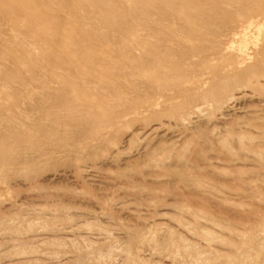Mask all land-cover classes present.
<instances>
[{
    "label": "rangeland",
    "instance_id": "374dc122",
    "mask_svg": "<svg viewBox=\"0 0 264 264\" xmlns=\"http://www.w3.org/2000/svg\"><path fill=\"white\" fill-rule=\"evenodd\" d=\"M66 1L37 4L48 12ZM205 7L207 20L223 26L225 17L218 8ZM73 8L68 5L57 19L79 21ZM249 35H254L248 39L253 44L247 45L252 59L242 69L258 70L247 85L233 80L236 58L230 43L235 46L236 36L226 38L228 51L217 48L209 34L189 35L187 43L177 36L174 61L189 52L197 56L191 58L192 67L184 66L190 76L181 89L156 101L159 109L144 81L130 76L122 59L110 61L117 53L87 48L86 57L96 58L89 70L102 73L109 64L108 75H113L100 84L90 82L89 73L79 80L89 89V100L107 111L99 125L86 113V98L60 92L56 82L45 80L38 62L42 46L29 48L30 58L21 65L0 55L1 75L16 76L29 67L39 80L23 89L0 79V103L5 106L0 114V264H263L258 250H264V56L258 53L264 49V36H256L255 27ZM17 42L0 19V49L2 43L7 52H15ZM207 54L211 60L202 63ZM222 140L230 155L218 153Z\"/></svg>",
    "mask_w": 264,
    "mask_h": 264
},
{
    "label": "bare ground",
    "instance_id": "6f19581e",
    "mask_svg": "<svg viewBox=\"0 0 264 264\" xmlns=\"http://www.w3.org/2000/svg\"><path fill=\"white\" fill-rule=\"evenodd\" d=\"M39 1H42V0H32L29 3L22 2L21 0H19L18 2L15 0H0V19L4 23H6L7 28L9 29V32L15 36L16 40H18L17 45L19 47V50L15 51V52H7V50H6L7 45L1 43L2 49H0V55L4 56L5 59H7L8 61H11L12 63H14L16 65H21L23 59L26 60V59L30 58V56H27V55H29V52H30L29 48H34L35 45L36 46H42L44 48V53H42L38 57V62L41 65H43V68H44L43 73H45V75H47V79L45 78V80L48 82H56L60 86V89H61L60 92H65L66 94L72 93V94H74L75 97L79 98L80 100H83L86 98L87 101H89L86 103V107H87V111H88L86 113H89L92 116L91 120L94 123H97L96 125H99L103 121V118L105 117L107 111L106 112L103 111V109H101L98 106V104L89 100L90 91H89V89H86V87H83V85L81 84V82H79V80H81L82 77L85 76V74L89 73L88 75L93 77V79L90 80V82L96 81V82H98V84H100V83H102V81H107V80L111 81L113 75L112 74L108 75L109 71L111 70V67L109 64H106V66L101 68L102 73L100 72V70H96L94 72H93V70L92 71L89 70V64H91V61H92V63H94V61H96V58H94L92 56L86 57V55L88 53V51H86L87 48H92L95 50L97 49L96 51L99 50L100 53H102L104 50H109L112 54L117 53V56L111 57L110 61L112 62L115 60H119V59L121 60L122 59L126 64L125 65L126 68L130 71V72H128V74L130 76L139 77L140 79H142L144 81V84H145L144 86H145L146 90L152 93V96H153L154 101H155L153 103V105H155L157 107V109H159V107H158L159 105L157 106L156 101H158L159 98L163 97L164 93L171 91L172 89H181L184 82L190 76V74L187 73V70L184 69V66L185 67H189V66L192 67L194 62H193V60H191V58L197 56V55L192 54V52H189L187 54H184V57L183 56L179 57V59H180L179 62H175L174 59H175L176 55H175V52L173 51V49H174L173 46L178 45V44L175 45V43L178 40L177 36H183L184 43H187V42H189L188 36L192 35V34H197V35L203 34L204 37H207L206 35H208V34L212 35V37L215 38V41H216L214 43V45H216L217 48L221 49V51H225L228 49L226 47L227 42H225L226 38L231 36V39H232V36H236L237 41H236V43L234 42L235 46H232L233 43L232 44L230 43V45H231L230 50H232V52H233V54H235V58H236V61H235L234 67H233V70L235 73V75L233 76L234 77L233 80H235V82H244L243 85H247L246 82H250L251 80L253 81V79L257 75L256 74V72H257L256 66H250V67L244 68V69H242V66L247 64L246 62L249 59H252V57L250 58L248 55V46H249L248 43L250 42V40L248 42V39L250 36L254 37V35H249L250 28L255 27L256 36H261V34L264 36V0H67L65 4L59 5L57 10H50L48 12L42 11L41 7L37 4V2H39ZM46 1L50 5L53 6V5H58L60 0H46ZM71 4L74 5L72 13L77 15V18H79V21H75V20L60 21V20H58L57 17L60 16L62 13H64L66 7L68 5H71ZM205 6H208L209 8H213L214 10H215V8H218V11L221 14H223L225 17V19H224L225 21L223 20L224 21L223 26L213 24V22H209L207 20V16H205V11H206ZM213 9H210V10L213 11V13H214L215 11ZM211 11H210V13H211ZM215 13H214V15H215ZM82 19H87L86 23H83ZM88 23H89V25H87ZM51 25H53V27ZM19 26H22L23 30H19ZM222 27H223V29H221ZM224 29H226V30H224ZM195 38H198V37H195ZM258 38L259 37H257L256 39H258ZM95 39H98V40H95ZM68 41H74V42L69 43L65 47L59 46L61 44L67 43ZM26 42H27V44H26ZM253 42H255V41H253ZM194 43H196V42H194ZM250 43H252V42H250ZM191 44H193V42H191ZM255 44H257V42H255ZM257 48H255V46H254L255 50ZM179 49H181V48L179 47ZM21 50H25L27 52H25V51L20 52ZM26 53H27V55H26ZM254 54L256 55V52ZM180 55H183V54L180 53ZM258 55L264 56V49L262 52L258 53ZM188 57H189V59H187ZM211 58L212 57L209 54H207L206 56H204L202 58L201 61L203 63L206 60H211ZM2 60H3V58H2ZM136 60L138 61L137 64L134 63V61H136ZM260 61L262 62L263 60H260ZM36 64L37 63L33 64L32 66L34 68L38 69L39 66ZM260 65H262V64H260ZM28 68H23L21 71L18 70V74L16 76H14V75L10 76L9 75L10 72L7 75H5V74L1 75L0 74V79H3V80L6 79L9 82L17 83L23 89H27V87H29V85L33 84V86H34V84H37V82L39 81L36 77L37 74L33 70L28 69ZM228 68H230V67H228ZM104 70H106L105 72H108V73L105 74ZM29 74H30V76H29ZM102 74H104V75H102ZM133 78H131V80H133ZM135 79L137 80V78H135ZM247 80H249V81H247ZM194 81H195V79H194ZM205 83H207V82H205ZM251 83L254 84V82H251ZM185 86H188V84H186ZM241 86H242V84H241ZM203 87H204V85H203ZM240 88L242 89L243 87H240ZM228 89H230V88L226 87L224 90H228ZM42 90H44V89H42ZM46 90L47 89H45V91ZM237 90H239V89H237ZM39 91H41V90H39ZM216 91H219V90H216ZM35 93H37V92H35ZM43 93H44V91L42 92V94ZM171 93H173V92H171ZM169 95H170V93H169ZM207 95L210 96L211 94L208 93ZM220 95L221 94H219V96ZM6 96L11 97L8 94H6ZM48 98H50V96H48ZM203 98H204V95H203ZM11 103H13L15 106L14 100H12ZM196 109H194V110H196ZM4 110H5V106H3V103L2 104L0 103V114ZM4 113L6 115V114H9L10 112H7V113L4 112ZM112 116H113V114H112ZM85 117H87V116L85 115ZM188 117H190V116H188ZM0 118H2V117H0ZM180 119H182V118H180ZM193 122H194V120H193ZM210 126H212V125H210ZM64 129H66V128H64ZM245 136L247 137V135H245ZM261 136H263V135H261ZM21 137H23V136H21ZM243 137L244 136L238 137V141H241L243 139ZM226 139H227V137H226ZM0 140H1V138H0ZM222 144H223L222 148H221L220 152L218 151V153H221L223 151L224 153L230 155L231 151H230L227 143L225 142V140H222ZM217 146L218 145H216V148H217ZM233 152H235V151H233ZM258 152L261 153L262 151H258ZM157 157L159 159V156H157ZM155 158H156V155H155ZM1 165H3V164H1ZM155 165L156 164H154V166ZM156 166H158V165H156ZM222 171H224V170H222ZM222 174H224V173H222ZM236 177H238V176H236ZM196 179H198V178H196ZM202 180H203V178H202ZM234 181H232L231 183H233ZM240 182L243 183V181H240ZM234 183H237V182H234ZM245 184H247V183H245ZM184 186H186V185L184 184ZM197 186H198V184H197ZM225 186H226L225 184L222 185V187H225ZM234 186L238 190H241V191L243 190V188H242V186H240V184H234ZM192 187H194V186H192ZM199 188H201V185L199 186ZM232 189L236 190L234 188H232ZM199 197H201V196H199ZM182 203H185V202H182ZM180 204H181V202H180ZM188 205L185 204V206H187V207H188ZM179 206H181V205H179ZM179 206H178V208H179ZM190 206H191V204H190ZM187 207H186V211H192V209L189 210V208L187 210ZM180 208L183 209L184 205ZM183 210H185V208ZM183 210H181V211H183ZM205 210H204V212H205ZM260 211H263V210H260ZM196 213H197V215L201 214V213L199 214L198 211ZM207 213H208V211H207ZM202 215L204 216L203 213H202ZM263 215H264V212H263ZM196 217H199V216H196ZM259 219H261V218H259ZM263 219L264 218L262 217V220ZM216 220H218V219H216ZM221 221H222V219H221ZM239 221H241V220H239ZM250 221H252V219ZM235 222H236V220H235ZM255 222H256V220H255ZM216 223L218 225V222H216ZM241 223L238 222V224H240V225H241ZM246 224H247V222H246ZM180 225L181 224L179 223V226ZM219 226H222V225L219 224ZM207 232L208 233H206V232L205 233L207 234L206 236L208 237L209 231H207ZM167 233H168V231H167ZM169 233H170V231H169ZM243 234H244V232H243ZM209 236H210V234H209ZM166 237L170 238L169 235L168 236L165 235L164 238L166 239ZM208 238H214V237L211 236ZM249 238H251V237H249ZM165 239H163L162 241H164ZM178 240H180V239L178 238ZM181 240L183 241V239H181ZM180 241H179V244H182L181 243L182 241L181 242ZM246 241H248V240H245L242 242L244 243ZM168 242H170V244H171V240ZM168 242H164L163 244L166 245V243L168 244ZM183 243H184V241H183ZM185 243H187V241ZM261 243L263 244V242H261ZM247 244H249V243H247ZM185 245H187V244H185ZM190 245H192V243H190ZM161 246L164 247L162 244H161ZM166 247H168V246L166 245ZM177 247H178V245H177ZM193 247H194V244H193ZM243 247H241V248H243ZM158 248H160V247H158ZM175 248L174 249L172 248V249L175 250V252H176ZM182 248H181V250L186 249V248H183V249ZM188 248L190 249V247H188ZM263 248H264V246H263ZM164 249L166 251V249H168V248H164ZM172 249H171V251L173 252ZM191 249H192V247H191ZM194 249H192V250H194ZM239 249H240V247H239ZM185 252H187V250ZM189 252H191V251L189 250ZM196 252L197 251H195V253ZM236 252H237V250H236ZM239 253L240 252H238V254ZM250 253H253V252L250 250ZM258 253L264 254V250H258ZM183 255H186V253L185 254L183 253ZM195 255H197V254H195ZM247 255H244V256H247ZM187 256H189V254H187ZM233 256H235V255H233ZM198 257H200V256H198ZM208 257L209 256H207V258ZM263 257H262V259H263ZM228 259L229 258H227V260ZM249 259L250 258H248V260ZM243 260H244V258H243ZM126 262H128V261H126ZM138 262H140V261H138ZM207 262H209V260H207L206 263ZM210 262H212V261L210 260ZM239 262H241V259ZM217 263H218V261H217ZM247 263L244 262L243 264H247ZM131 264H133V263H131ZM251 264H252V262H251Z\"/></svg>",
    "mask_w": 264,
    "mask_h": 264
}]
</instances>
